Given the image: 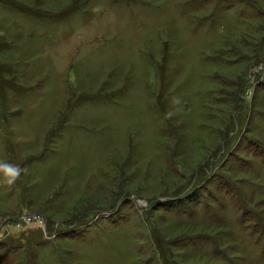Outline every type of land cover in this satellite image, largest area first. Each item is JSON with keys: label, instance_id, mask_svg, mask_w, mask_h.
I'll return each instance as SVG.
<instances>
[{"label": "rangeland", "instance_id": "374dc122", "mask_svg": "<svg viewBox=\"0 0 264 264\" xmlns=\"http://www.w3.org/2000/svg\"><path fill=\"white\" fill-rule=\"evenodd\" d=\"M0 264H264V0H0Z\"/></svg>", "mask_w": 264, "mask_h": 264}, {"label": "clouds", "instance_id": "9594fccd", "mask_svg": "<svg viewBox=\"0 0 264 264\" xmlns=\"http://www.w3.org/2000/svg\"><path fill=\"white\" fill-rule=\"evenodd\" d=\"M5 167L8 169V171H10L13 174L12 178L7 180L8 183H12L14 179L18 178L22 170L15 167H9V166H5Z\"/></svg>", "mask_w": 264, "mask_h": 264}]
</instances>
